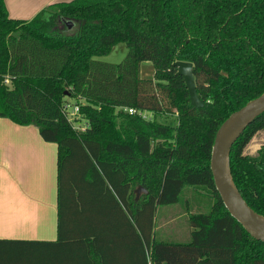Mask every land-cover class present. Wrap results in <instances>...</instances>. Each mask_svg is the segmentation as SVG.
<instances>
[{
    "label": "trees",
    "instance_id": "16d2710c",
    "mask_svg": "<svg viewBox=\"0 0 264 264\" xmlns=\"http://www.w3.org/2000/svg\"><path fill=\"white\" fill-rule=\"evenodd\" d=\"M120 42L124 60L99 58ZM179 60L194 64L201 107L191 103ZM144 61L153 78L141 75ZM262 93L264 0H71L30 20L12 18L0 0V117L35 124L58 144L60 231L68 216L78 231L81 217L113 207L129 222L119 243L99 233L88 249L61 233V243L81 250L71 264H264V242L229 212L210 166L221 124ZM67 104L79 106L85 130ZM261 130L264 113L234 143L231 170L264 215V143L244 153ZM139 186L147 192L136 199ZM185 191L197 197L188 206L190 239H157L158 207Z\"/></svg>",
    "mask_w": 264,
    "mask_h": 264
},
{
    "label": "crops",
    "instance_id": "0c3cea01",
    "mask_svg": "<svg viewBox=\"0 0 264 264\" xmlns=\"http://www.w3.org/2000/svg\"><path fill=\"white\" fill-rule=\"evenodd\" d=\"M5 1L12 18L30 20L53 3L71 0ZM74 125L86 129L85 121ZM105 213L81 217L78 231L74 217L68 216L61 232L58 144L46 141L35 124L20 125L0 117V264H71L81 250L61 243V233L82 239L87 249L89 239L99 233L119 243L129 234V222L120 208ZM124 250L121 247L117 256Z\"/></svg>",
    "mask_w": 264,
    "mask_h": 264
},
{
    "label": "water",
    "instance_id": "95a60500",
    "mask_svg": "<svg viewBox=\"0 0 264 264\" xmlns=\"http://www.w3.org/2000/svg\"><path fill=\"white\" fill-rule=\"evenodd\" d=\"M175 66L178 68V75L184 77L192 105L203 106L205 103L197 91L194 64L190 61L179 60L175 62ZM263 113L264 93L231 113L216 133L210 166L216 188L229 212L254 238L264 242V215L253 209L243 197L235 184L231 170V150L234 143L245 129ZM135 192L136 199H138L147 190L139 186Z\"/></svg>",
    "mask_w": 264,
    "mask_h": 264
},
{
    "label": "rangeland",
    "instance_id": "374dc122",
    "mask_svg": "<svg viewBox=\"0 0 264 264\" xmlns=\"http://www.w3.org/2000/svg\"><path fill=\"white\" fill-rule=\"evenodd\" d=\"M77 29L73 30L72 34H76ZM128 53V47L125 42H120L115 45L113 50L104 56L99 58L113 63H119L126 57ZM154 65L151 61H144L141 65V75L146 78L154 77ZM74 100H71L73 102ZM74 121V124L80 122V115L70 117ZM83 122V121H82ZM264 143V130L259 131L247 147L244 150L245 154L257 153V150ZM257 145L258 147H253ZM197 197L195 198L193 194L187 195L186 191L183 193L181 201L176 204L161 205L158 207L155 215L154 231L155 237L157 239H163L167 241H188L190 239V221H189V211L191 207L195 205Z\"/></svg>",
    "mask_w": 264,
    "mask_h": 264
},
{
    "label": "built area",
    "instance_id": "2783aa9c",
    "mask_svg": "<svg viewBox=\"0 0 264 264\" xmlns=\"http://www.w3.org/2000/svg\"><path fill=\"white\" fill-rule=\"evenodd\" d=\"M6 82H9V79H6ZM65 108L67 109V114L68 117L70 118L71 116H75L76 114H78L79 112V106L78 105H71V104H67L65 106ZM125 110L129 111L130 113H135L137 112V110L135 108L129 107V108H125ZM141 114H143L142 112H140ZM71 119V118H70ZM72 120V119H71Z\"/></svg>",
    "mask_w": 264,
    "mask_h": 264
},
{
    "label": "bare ground",
    "instance_id": "6f19581e",
    "mask_svg": "<svg viewBox=\"0 0 264 264\" xmlns=\"http://www.w3.org/2000/svg\"><path fill=\"white\" fill-rule=\"evenodd\" d=\"M254 146H255V147H258L257 145H253V147H254Z\"/></svg>",
    "mask_w": 264,
    "mask_h": 264
}]
</instances>
